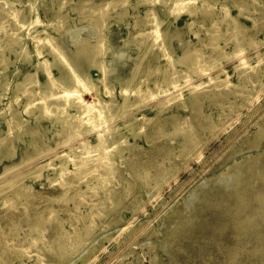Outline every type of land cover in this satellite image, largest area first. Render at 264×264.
I'll return each instance as SVG.
<instances>
[{
    "label": "rangeland",
    "instance_id": "1",
    "mask_svg": "<svg viewBox=\"0 0 264 264\" xmlns=\"http://www.w3.org/2000/svg\"><path fill=\"white\" fill-rule=\"evenodd\" d=\"M78 1L0 0L7 8L0 15V37L10 32L11 39L3 51L6 67L0 64V140H11L8 145L0 141V264H264V0H242L249 6V16L240 19L246 31L237 47L244 49L247 66L239 64L227 34L218 66L205 73L192 71L190 84L174 91L179 96L161 113L145 110L153 120H137L126 127L133 116L140 118L142 109L119 119L117 125L132 146L119 153L117 177L107 183L92 178L89 166L76 176L69 160L82 151L77 147L82 139L88 145L97 143L96 132L80 135L83 138L74 140L71 148L61 149L66 154L54 156L60 150L55 148V133L61 128L56 116L37 107L25 112L22 96L18 102L12 100L22 74L34 72L39 60L52 61L45 47L37 54L36 33L41 37L48 33L72 49V30L78 28L81 36L97 32L98 13L84 7L105 0L87 5ZM136 1L130 0L123 16L118 14L120 6L105 8L103 32L110 46L104 62L109 64L112 50L125 52L123 74L142 63L136 75H149L152 82L160 77L157 64L165 61L159 59L156 47H148L149 40L135 45L141 37L133 32L134 16H143L149 5L141 2L133 7ZM225 2L235 15L231 0ZM222 3L215 0L212 14L205 20L199 17L192 30L188 23L193 19L185 14L164 17L168 28L178 33L172 40L174 53L179 54L180 43L184 46L188 40L207 41L205 27L221 14ZM15 10L17 16L12 14ZM248 66L254 69L251 79L244 74ZM90 70L99 88L101 73ZM51 71L58 74L55 66ZM44 74L36 77L43 81ZM118 89L116 83L117 94ZM92 98L91 93L85 96L88 101ZM10 100L23 123L42 135L41 154L28 132L13 128L6 133ZM159 124H163L160 132L153 135ZM139 125L143 128L134 138ZM47 147L52 149L46 152ZM31 155L34 158L26 160ZM60 164L72 172L69 180L82 179L63 195V186L56 181ZM39 165L45 166L38 172ZM6 166L14 167L4 172ZM21 175L25 195L14 196L8 182ZM48 217L45 232H40L37 223Z\"/></svg>",
    "mask_w": 264,
    "mask_h": 264
},
{
    "label": "bare ground",
    "instance_id": "2",
    "mask_svg": "<svg viewBox=\"0 0 264 264\" xmlns=\"http://www.w3.org/2000/svg\"><path fill=\"white\" fill-rule=\"evenodd\" d=\"M90 1L79 0L78 4L87 5ZM225 1L227 0H223L219 8L221 14L210 19L208 27H205L208 36L207 41L203 42L199 39L197 31H193L198 37L197 43L192 44L189 40L184 46L180 43L179 54L174 53L175 49L172 47V40L178 33L168 28L169 24L164 22V17L167 14H173L174 17L185 14L193 19L188 23V27L191 29V25L198 21L199 17L201 20H205L208 15L212 14L215 0H137L135 2L133 7L141 2L149 4L143 16H134L135 20L131 26L134 27L135 36L141 37L140 40H136L135 45L141 47L146 45L147 40H149L148 47H156L160 53L159 59L162 58L165 61L162 65L157 64L156 68L160 72V77L155 78L152 82H149V75L145 77L136 75L142 63L136 64L133 72H130L129 75L123 74V70L127 66L124 58L125 52L112 50L109 56V64L104 62L105 54L110 46L109 39L103 32L106 20L103 18L105 8L109 5L120 6L121 10L118 11V14L123 16L130 0H105L86 6L84 8H89L99 15L101 23H99L97 32L81 36L78 28L72 30L70 32L72 49L48 33H45L44 37L36 33L33 38L37 54H41L43 52L42 47H45L48 54L52 56V61L39 60L34 64V72L22 74V78L15 84L12 100L18 102L22 96L25 98V112L28 113L37 107L45 115L54 114L56 116L54 121L59 123L61 128L55 133L57 136L55 148H60V150L54 151V156L61 157V155L66 154V152L61 153V149L63 147L71 148L74 143H77L74 140L83 138L80 135L84 136L89 132H96L97 143L88 145L87 141L82 139L77 146L81 147L82 151L73 155L69 160L74 165L75 172H73L76 176L82 173L78 170L89 166L92 169V178L102 179L104 183L112 181L117 177L115 176L117 165H119L117 156L123 149L132 146L122 133L120 126L117 125L119 119H122L124 115L127 118L135 111L142 109L144 111L139 114L140 118L137 119L136 115L133 116L125 126H131L137 120L142 121V123H149L153 118L147 117L145 110H155L156 114L161 113L164 111L167 102L179 96V93L173 94L174 91L180 90L185 84H190L192 71L205 73L216 68L219 64L218 56L224 53L229 37L233 39L236 46L233 54L239 55V64L248 65L247 55L243 54L244 49L237 46L244 39L246 31V27L240 19L249 16V6L245 1L231 0V6L237 10V13L232 15L230 14V7ZM4 9L7 8L3 4L0 5V15ZM16 12L17 10L12 11V14L17 16ZM263 15L264 11L262 10L261 16ZM126 25L128 26L129 23ZM55 30H59V26L56 25ZM12 33L14 32L12 31ZM8 36H10V32H3L0 37V64L3 65V68L6 67L7 63L3 51L6 45L11 42ZM24 57L29 60L28 56L25 55ZM53 66L58 70L56 75L51 71ZM91 68L94 69V73H101V77L97 79L100 84L99 88L93 82L90 74ZM252 68V66H248L250 70L247 69L244 72L249 79L253 77L252 71L254 69L252 70ZM39 72L45 73L43 81L36 77ZM116 83L119 86L118 94L114 91ZM195 88L196 85L190 87L191 90ZM90 93L93 95L91 101L85 100V96ZM12 100L9 104L10 116L6 119V133L10 134L13 128L28 132L32 136L34 149L38 155L41 154L44 151L39 146V143L42 142V135L39 134L38 129L23 123L20 111L11 104ZM70 108L75 109V112H71ZM162 125L155 126L153 135L160 132ZM83 127L86 129L83 130L82 134H79ZM142 128L143 125H139V131L133 135L134 138H138ZM151 137H146V141H153ZM0 141L4 142L5 145L11 143L9 138H3ZM51 149V147H47L45 151L49 152ZM93 149H97L96 152ZM32 158L34 155L26 158V160ZM17 165L19 164H15V166ZM43 166L45 165H39L36 168L38 172ZM13 167L6 166L4 172ZM57 170L59 179L56 181L63 186L62 195L72 183H79L82 180L78 178L69 180L68 175L72 172L63 164H60ZM22 177L21 175L8 182L9 190L14 196L25 195L26 187L22 183ZM43 218L36 225L40 232H45L50 220L49 217ZM56 236L58 239L60 232H57ZM33 240V244L37 245L35 239Z\"/></svg>",
    "mask_w": 264,
    "mask_h": 264
}]
</instances>
